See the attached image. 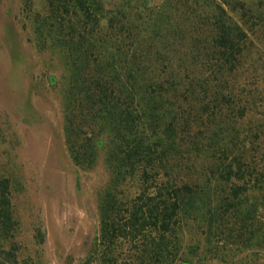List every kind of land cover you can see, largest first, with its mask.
I'll return each mask as SVG.
<instances>
[{
	"label": "trees",
	"instance_id": "16d2710c",
	"mask_svg": "<svg viewBox=\"0 0 264 264\" xmlns=\"http://www.w3.org/2000/svg\"><path fill=\"white\" fill-rule=\"evenodd\" d=\"M212 1L39 6L38 20L81 71L66 105L71 159L90 164L99 145L108 148L115 191L100 206L99 264H180L187 209L207 208L208 223L229 237L246 223L240 216L250 188L264 193L262 155L247 149L264 139V0ZM196 162L207 167L194 173ZM214 180L222 193L212 192ZM128 181L136 186L122 200L117 191ZM16 225L10 180L0 173L4 264L15 260Z\"/></svg>",
	"mask_w": 264,
	"mask_h": 264
},
{
	"label": "rangeland",
	"instance_id": "374dc122",
	"mask_svg": "<svg viewBox=\"0 0 264 264\" xmlns=\"http://www.w3.org/2000/svg\"><path fill=\"white\" fill-rule=\"evenodd\" d=\"M42 1L0 0V173L10 180L17 221L15 260L7 264H99L100 206L106 192L115 191L114 174L107 167L105 146H98L90 164L71 159L65 142L66 105L69 84L81 71L55 43L51 26L38 20ZM247 149L262 155L258 162L264 164V139L256 151ZM196 163L194 173L207 167ZM196 176L203 179L202 172ZM214 183L212 192L222 193L223 187ZM135 186L126 182L117 191L119 198L129 197ZM249 201L240 216L244 227L229 237L208 223L207 208L187 209L176 263L264 264V193L250 188Z\"/></svg>",
	"mask_w": 264,
	"mask_h": 264
}]
</instances>
